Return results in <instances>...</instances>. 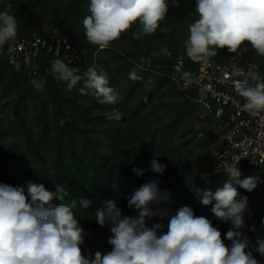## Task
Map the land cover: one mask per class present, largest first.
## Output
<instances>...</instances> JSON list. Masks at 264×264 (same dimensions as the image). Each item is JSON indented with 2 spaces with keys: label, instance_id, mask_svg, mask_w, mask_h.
Listing matches in <instances>:
<instances>
[{
  "label": "trees",
  "instance_id": "trees-1",
  "mask_svg": "<svg viewBox=\"0 0 264 264\" xmlns=\"http://www.w3.org/2000/svg\"><path fill=\"white\" fill-rule=\"evenodd\" d=\"M59 2L65 5L57 7ZM89 2L19 0L10 10L0 9V13L7 12L16 18L18 30L23 34L51 18L61 30L71 33L74 43H86L90 61L67 65L79 68L81 76L89 67H95L98 74L108 77L109 86L122 97L115 104H100L93 90L84 93L79 90L83 80L69 91L66 82L45 73L51 69V61L59 59L49 53L43 57L42 73L29 81V75L10 66L6 52L3 53L0 56V184L24 187L31 181L44 184L54 193L57 185L65 187L68 197L65 201L54 198L50 202L53 206L69 204L72 200L78 202L81 197L91 199L94 203L88 210L73 209L80 226L89 233L81 246L85 255H94L96 251L103 254L112 249L108 243L112 233L109 227L97 224L94 208L105 199H116L124 215H136L134 209L127 207V197L142 184L152 181L161 191L171 193L173 212L181 205L191 207L197 216L212 221L226 244L224 234L231 223L217 220L211 211L213 205L199 203L195 195L199 191L195 180L199 179L194 175V164L185 165L181 158L171 157L170 153L171 149L193 139L186 141L189 131H182L192 111L197 106L207 111L194 100L197 97L194 88L183 91L169 78L171 66L182 55L187 67L196 73L199 63L187 57L184 47L188 27L198 18L196 0H179L178 7L169 0L167 15L154 34L134 39L133 33L140 31L137 23L119 40L110 43L108 48H114L112 51L101 50L84 35L82 20L89 14ZM162 28L168 31H161ZM165 48L171 52L170 56L163 51ZM242 51L243 45L238 52ZM227 55L226 48L219 49L214 59L224 63ZM142 57L149 59L158 73L138 68L136 62ZM258 63L264 72V57H258ZM134 68L141 77L136 81L129 79ZM34 79L43 81L42 91L33 86ZM27 95L34 100L27 101ZM113 112L121 114L119 121L109 119ZM204 119L215 123L212 113L208 112ZM153 158L167 165L163 174L150 170ZM133 168L146 171L138 176ZM260 170L264 172V165ZM263 181L258 179L251 192L234 185L241 196L248 197L251 215L245 213V229L253 220L254 206L258 207L257 212L264 210ZM25 195H28L26 187ZM153 223L166 226L167 220L148 221L149 226ZM246 231L252 245L258 237L264 238V226ZM251 250L257 261L264 260L254 248Z\"/></svg>",
  "mask_w": 264,
  "mask_h": 264
},
{
  "label": "clouds",
  "instance_id": "clouds-1",
  "mask_svg": "<svg viewBox=\"0 0 264 264\" xmlns=\"http://www.w3.org/2000/svg\"><path fill=\"white\" fill-rule=\"evenodd\" d=\"M179 6V0H172ZM169 0H90L88 15L82 20L87 40L101 50L121 38V35L138 23L140 31L133 33L137 39L152 35L166 17ZM198 18L189 25L184 40L187 57L199 63L217 56L219 49L237 53L248 43L256 54L264 57V0H196ZM168 31L167 28L160 29ZM18 23L13 15L0 13V46L16 39ZM8 51L12 48L9 46ZM171 55L166 48L163 50ZM155 55V53H154ZM180 57V56H179ZM178 57V58H179ZM51 74L66 82L73 90L83 80L84 93L91 89L100 104L111 105L122 99L109 86L106 75L89 67L83 76L79 68L69 67L60 59L51 61ZM189 77V73L184 74ZM236 93L244 98V109L256 114L264 112V82L251 68L235 72ZM134 68L129 79H140ZM196 79V78H193ZM37 91H42L43 81H32ZM109 119L119 121L121 114L113 112ZM239 160L220 164L215 172L228 178L215 190L199 189L196 198L203 206L213 205L212 213L222 223H231L224 234L231 242L227 246L222 234L211 220L197 216L194 210L181 205L174 212L171 193L161 191L155 181L142 184L127 197V207L136 215H124L116 199H105L94 208V217L101 227H109L112 235L108 243L112 249L106 253L96 251L85 255L81 246L89 233L80 226L73 209L86 211L93 201L81 197L69 204L51 205L56 198L65 201L69 193L57 185V191L47 190L44 184L31 181L24 187L0 184V264H259L253 256L255 249L264 256V238L258 237L252 245L245 232V213L251 215L247 196H241L234 185L253 191L259 177L241 179L237 167ZM167 165L156 158L150 170L163 174ZM141 176L146 170L133 168ZM25 187L28 195H25ZM28 197H30V202ZM157 218L164 223L148 221ZM264 225V220L261 221ZM167 228V231H163ZM251 231H255L252 226Z\"/></svg>",
  "mask_w": 264,
  "mask_h": 264
},
{
  "label": "built area",
  "instance_id": "built-area-1",
  "mask_svg": "<svg viewBox=\"0 0 264 264\" xmlns=\"http://www.w3.org/2000/svg\"><path fill=\"white\" fill-rule=\"evenodd\" d=\"M9 46L11 52L8 51ZM5 52L10 66L17 71L23 70L29 77H37L42 73V61L46 53L66 64L87 63L91 59L88 46L74 43L72 35L61 30L51 18L26 34L18 30L15 40L0 46V56ZM97 54L93 55V65L96 64ZM136 66L158 73L146 57L140 58ZM249 68L256 71L264 82L261 66L249 56L237 62L226 60L224 63L208 57L199 62L195 74L187 67L183 56L171 66L169 78L183 91L191 88L196 90L197 97L194 100L212 113L220 132L221 145L207 169L209 176H225L223 172L217 174L215 169L220 164L236 160H239L237 167L242 172L241 178L249 171L260 170L264 165V112L253 114L244 109L245 100L234 88V82L240 79L235 72L240 69L247 71ZM45 73L51 74V71L46 69ZM185 73H189V77H185ZM258 262L264 264V260Z\"/></svg>",
  "mask_w": 264,
  "mask_h": 264
},
{
  "label": "rangeland",
  "instance_id": "rangeland-1",
  "mask_svg": "<svg viewBox=\"0 0 264 264\" xmlns=\"http://www.w3.org/2000/svg\"><path fill=\"white\" fill-rule=\"evenodd\" d=\"M18 1L19 0H0V9L3 8L5 10H10L13 8V5H15V3ZM64 5H65L64 3L59 2L57 3L56 6L59 7ZM53 19L56 21L55 18ZM108 49L111 51L114 50V48L112 47ZM182 56L184 57V55ZM247 56H249V58L255 59L257 62H258V57H260L259 55L256 54L255 50L252 49L250 44L245 43L243 44L242 52H237V53L228 52L227 57H225L226 59L225 58L224 59L225 61L230 60L233 62H237ZM30 79H33V77H29V81ZM10 95L11 94H9V96ZM14 95H16V93H14ZM32 100H34V98L27 95V101L32 102ZM190 116L191 118L186 120L184 126H182V131H189L187 133L188 135L186 136L187 138L185 139L186 141L189 138H193V139L189 143L178 145L175 150L171 149L170 150L171 157L181 158L182 162L185 165H188L190 163L194 164V175H196L199 179V180H195V184H196L195 187L197 190L206 189V188H211L215 190L217 186H222V183L226 179H228L225 176H220V177L209 176L208 175L209 173L207 171L209 165L213 162L215 155L220 148L221 140H222L220 132L218 131L216 124L212 120L206 121L207 119H204L205 117H208V112L202 110L200 106H197L195 108V111H192V114ZM249 176H257L259 177L260 181L264 180V172L262 170L249 171L245 177H249ZM245 177H242L241 179ZM262 183L264 184V181ZM251 205L252 207L254 206L253 204ZM257 209L258 207L254 206L253 220L250 222L248 227H246V229H249V231H251L250 229L252 228V226H255V229L264 226L261 224V221L264 220V210L262 209L261 211L259 210L257 212ZM228 224H230V222ZM243 229L245 231L244 230L241 231L247 233L246 229L245 228ZM261 232L263 233V230ZM226 245L230 247L231 242L226 240Z\"/></svg>",
  "mask_w": 264,
  "mask_h": 264
}]
</instances>
